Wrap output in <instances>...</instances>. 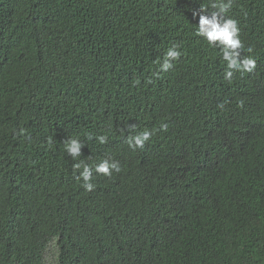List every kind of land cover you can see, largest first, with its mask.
I'll return each mask as SVG.
<instances>
[{
	"label": "trees",
	"instance_id": "1",
	"mask_svg": "<svg viewBox=\"0 0 264 264\" xmlns=\"http://www.w3.org/2000/svg\"><path fill=\"white\" fill-rule=\"evenodd\" d=\"M212 2L0 0V264H264V0L223 14L256 61L231 80Z\"/></svg>",
	"mask_w": 264,
	"mask_h": 264
},
{
	"label": "clouds",
	"instance_id": "2",
	"mask_svg": "<svg viewBox=\"0 0 264 264\" xmlns=\"http://www.w3.org/2000/svg\"><path fill=\"white\" fill-rule=\"evenodd\" d=\"M233 0H213L211 7L217 9L213 11L211 15L206 14L208 9L201 6L199 12H194V15L199 16L198 25H196V34L202 37L212 47H219L222 52L223 60L227 61L228 71L225 74V78L231 80L233 73L238 71L252 72L256 67V61L251 57H241V50L243 49V43L240 39V28L238 22L231 18H222L223 14L227 13ZM251 51V49H249ZM181 52L178 50V46L169 48L164 56L163 62L160 64V71L167 72L174 67L173 61L179 60ZM139 84V81L136 82ZM222 108L223 105L221 104ZM134 127V126H132ZM168 124L161 123L160 130L167 131ZM155 130H144L136 135H129L127 138V144L133 150L137 148H143L145 143L148 142ZM89 139H92L89 136ZM96 139L101 143L107 142V137L99 136ZM85 145L79 139H70L65 144L67 153L74 160L82 155V148ZM74 169L80 170L79 179L83 181V186L91 191L95 187L91 183L93 178V168L86 163L80 162L74 164ZM120 172L121 167L119 162L108 160L95 166V172L111 177L113 172Z\"/></svg>",
	"mask_w": 264,
	"mask_h": 264
},
{
	"label": "rangeland",
	"instance_id": "3",
	"mask_svg": "<svg viewBox=\"0 0 264 264\" xmlns=\"http://www.w3.org/2000/svg\"><path fill=\"white\" fill-rule=\"evenodd\" d=\"M45 264H56V255L54 250H52L47 256Z\"/></svg>",
	"mask_w": 264,
	"mask_h": 264
}]
</instances>
